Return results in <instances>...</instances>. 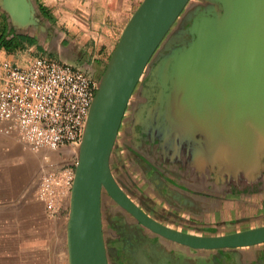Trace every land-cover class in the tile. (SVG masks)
Wrapping results in <instances>:
<instances>
[{
	"label": "water",
	"instance_id": "95a60500",
	"mask_svg": "<svg viewBox=\"0 0 264 264\" xmlns=\"http://www.w3.org/2000/svg\"><path fill=\"white\" fill-rule=\"evenodd\" d=\"M189 0H141L124 24L99 76L76 161L65 227L67 264H108L103 243L102 190L150 231L196 249L264 242V224L218 235L171 229L142 211L120 188L110 157L132 91ZM194 16L190 42L165 68L175 90L169 126L197 137L198 161L247 175L264 167V0H212ZM15 29L43 28L33 0H0ZM166 80V79H165ZM167 84V83H165Z\"/></svg>",
	"mask_w": 264,
	"mask_h": 264
},
{
	"label": "flooded vegetation",
	"instance_id": "af4514ba",
	"mask_svg": "<svg viewBox=\"0 0 264 264\" xmlns=\"http://www.w3.org/2000/svg\"><path fill=\"white\" fill-rule=\"evenodd\" d=\"M204 9L218 10L212 0H189L147 63L119 125L110 170L120 188L150 217L174 230L209 236L217 235L215 228L199 230L187 224L182 226L185 229L178 228L179 223L173 216L169 217L173 224L168 223V217L162 213L169 193L176 195L184 186L180 178L194 173L196 167L201 169L198 172L201 181L229 185L240 195L253 193L264 205V167L247 175L240 171H217L216 167L198 161L196 136L169 126L168 113L175 90L168 85L165 68L171 57L190 42L187 28L194 16ZM48 28L46 40L54 34ZM100 208L108 264H264V242L251 245L254 250H250L245 261L242 255L240 261L236 253L230 251H212L201 256L193 249L186 253L183 249L167 247L166 251L164 246L172 245L171 240L143 226L105 190L101 192ZM198 230L200 233H196Z\"/></svg>",
	"mask_w": 264,
	"mask_h": 264
},
{
	"label": "crops",
	"instance_id": "0c3cea01",
	"mask_svg": "<svg viewBox=\"0 0 264 264\" xmlns=\"http://www.w3.org/2000/svg\"><path fill=\"white\" fill-rule=\"evenodd\" d=\"M140 1L33 0L36 15L39 17L38 23L45 24L54 33L50 39L46 40L47 44L50 43L48 52L52 56H44L80 68L89 72L93 77L99 78L124 24ZM39 5L45 8V14L40 12ZM3 17H5L7 28H11L15 33L34 36L26 30L15 29L11 26L7 16L0 9V24ZM32 46H26L11 53L0 49V57L13 63L23 64L36 55H43L41 53L30 54L28 51ZM42 156L45 157V162L44 164L41 163V166H45L47 170L69 165V159H66L65 154H42ZM49 157L54 158L55 161ZM204 167L203 169H205ZM199 171L201 169L195 167L194 173L190 174L189 172L186 178H180L184 186L176 195L168 192L167 205L162 211L168 217L166 219L168 223L173 224L169 220V217L173 216L179 223L178 228H183V224L194 225L199 230L215 228L217 235L264 224V205L257 201V196H253V193V195H240L229 185L219 186L218 183L212 185L203 182L200 180ZM252 197L256 199L252 200ZM199 230L195 232L200 233ZM171 242L172 245L166 246V244L164 246L166 251L168 248L183 249L189 253L188 249H193L199 256L212 251H230L236 253L238 260L242 255L244 261L251 254L250 250H254L251 245L209 250L196 249L174 241ZM193 260L188 261L191 263ZM197 260L200 262L201 258L199 257Z\"/></svg>",
	"mask_w": 264,
	"mask_h": 264
},
{
	"label": "built area",
	"instance_id": "2783aa9c",
	"mask_svg": "<svg viewBox=\"0 0 264 264\" xmlns=\"http://www.w3.org/2000/svg\"><path fill=\"white\" fill-rule=\"evenodd\" d=\"M98 78L67 63L36 55L23 64L0 57V134L32 150L79 142ZM74 169L41 175L34 195L49 215L68 199Z\"/></svg>",
	"mask_w": 264,
	"mask_h": 264
},
{
	"label": "rangeland",
	"instance_id": "374dc122",
	"mask_svg": "<svg viewBox=\"0 0 264 264\" xmlns=\"http://www.w3.org/2000/svg\"><path fill=\"white\" fill-rule=\"evenodd\" d=\"M39 25L43 28L25 29L38 41L28 52L52 56L48 52L50 43L45 39L47 27ZM37 47L43 52H37ZM42 154H65L69 159L67 166L74 169V144L32 150L15 137L0 134V264H67L68 199L59 214L51 216L44 203L34 195L39 178L49 171L41 166L45 162Z\"/></svg>",
	"mask_w": 264,
	"mask_h": 264
},
{
	"label": "trees",
	"instance_id": "16d2710c",
	"mask_svg": "<svg viewBox=\"0 0 264 264\" xmlns=\"http://www.w3.org/2000/svg\"><path fill=\"white\" fill-rule=\"evenodd\" d=\"M40 12L46 13L45 8L39 5ZM37 38L29 36L27 34H17L11 28H7L5 17L0 24V49H4L6 52L11 53L17 50H21L24 47L31 45H37ZM37 52H43V49L37 47Z\"/></svg>",
	"mask_w": 264,
	"mask_h": 264
}]
</instances>
